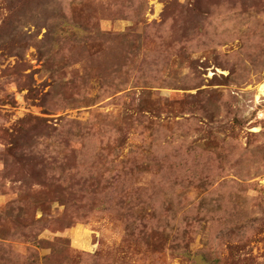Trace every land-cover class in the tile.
<instances>
[{
  "label": "rangeland",
  "instance_id": "1",
  "mask_svg": "<svg viewBox=\"0 0 264 264\" xmlns=\"http://www.w3.org/2000/svg\"><path fill=\"white\" fill-rule=\"evenodd\" d=\"M264 0H0V264H264Z\"/></svg>",
  "mask_w": 264,
  "mask_h": 264
},
{
  "label": "bare ground",
  "instance_id": "2",
  "mask_svg": "<svg viewBox=\"0 0 264 264\" xmlns=\"http://www.w3.org/2000/svg\"><path fill=\"white\" fill-rule=\"evenodd\" d=\"M258 93H257V98L258 97H264V81L258 86Z\"/></svg>",
  "mask_w": 264,
  "mask_h": 264
}]
</instances>
